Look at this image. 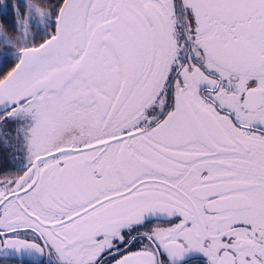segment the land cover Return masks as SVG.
<instances>
[{
  "label": "snow or ice",
  "instance_id": "1",
  "mask_svg": "<svg viewBox=\"0 0 264 264\" xmlns=\"http://www.w3.org/2000/svg\"><path fill=\"white\" fill-rule=\"evenodd\" d=\"M264 264V0H0V264Z\"/></svg>",
  "mask_w": 264,
  "mask_h": 264
},
{
  "label": "flooded vegetation",
  "instance_id": "2",
  "mask_svg": "<svg viewBox=\"0 0 264 264\" xmlns=\"http://www.w3.org/2000/svg\"><path fill=\"white\" fill-rule=\"evenodd\" d=\"M51 260H50V257H48V256H40L38 258H33V261L29 260L31 262H28V260L27 261L20 260V261H21V264H25V263H28V264H54Z\"/></svg>",
  "mask_w": 264,
  "mask_h": 264
},
{
  "label": "rangeland",
  "instance_id": "3",
  "mask_svg": "<svg viewBox=\"0 0 264 264\" xmlns=\"http://www.w3.org/2000/svg\"><path fill=\"white\" fill-rule=\"evenodd\" d=\"M21 257H25V258H34L33 256H30V255H28V254H24V255H22ZM50 260H51V258H50ZM54 264H55V261L54 260H51Z\"/></svg>",
  "mask_w": 264,
  "mask_h": 264
},
{
  "label": "water",
  "instance_id": "4",
  "mask_svg": "<svg viewBox=\"0 0 264 264\" xmlns=\"http://www.w3.org/2000/svg\"><path fill=\"white\" fill-rule=\"evenodd\" d=\"M18 259H19V260H28V261L31 260V261H33L32 258L30 259V258H25V257H19Z\"/></svg>",
  "mask_w": 264,
  "mask_h": 264
},
{
  "label": "trees",
  "instance_id": "5",
  "mask_svg": "<svg viewBox=\"0 0 264 264\" xmlns=\"http://www.w3.org/2000/svg\"><path fill=\"white\" fill-rule=\"evenodd\" d=\"M22 261H27V260H22ZM28 262H31V261H28ZM25 264H28V263H25Z\"/></svg>",
  "mask_w": 264,
  "mask_h": 264
}]
</instances>
